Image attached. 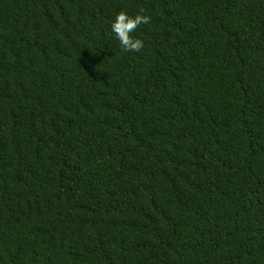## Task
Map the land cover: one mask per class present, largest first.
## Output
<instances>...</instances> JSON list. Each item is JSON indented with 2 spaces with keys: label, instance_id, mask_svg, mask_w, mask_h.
Instances as JSON below:
<instances>
[{
  "label": "trees",
  "instance_id": "1",
  "mask_svg": "<svg viewBox=\"0 0 264 264\" xmlns=\"http://www.w3.org/2000/svg\"><path fill=\"white\" fill-rule=\"evenodd\" d=\"M0 264H264V0H0Z\"/></svg>",
  "mask_w": 264,
  "mask_h": 264
},
{
  "label": "clouds",
  "instance_id": "2",
  "mask_svg": "<svg viewBox=\"0 0 264 264\" xmlns=\"http://www.w3.org/2000/svg\"><path fill=\"white\" fill-rule=\"evenodd\" d=\"M148 18L142 14L128 15L125 12H118L110 24V31L124 51H139L143 47L140 39L132 35L141 24L147 23Z\"/></svg>",
  "mask_w": 264,
  "mask_h": 264
}]
</instances>
